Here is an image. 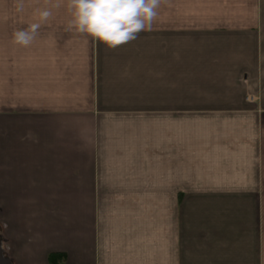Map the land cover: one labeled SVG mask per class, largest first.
<instances>
[{
	"label": "crops",
	"instance_id": "1",
	"mask_svg": "<svg viewBox=\"0 0 264 264\" xmlns=\"http://www.w3.org/2000/svg\"><path fill=\"white\" fill-rule=\"evenodd\" d=\"M20 2L0 0L6 264H264V0H160L117 48L71 0Z\"/></svg>",
	"mask_w": 264,
	"mask_h": 264
},
{
	"label": "clouds",
	"instance_id": "2",
	"mask_svg": "<svg viewBox=\"0 0 264 264\" xmlns=\"http://www.w3.org/2000/svg\"><path fill=\"white\" fill-rule=\"evenodd\" d=\"M160 0H71L74 19L70 27L86 33L109 48H117L150 31L156 19ZM23 11L22 0L17 7ZM39 22L14 33V42L27 47L36 39L41 24L52 15L39 11Z\"/></svg>",
	"mask_w": 264,
	"mask_h": 264
},
{
	"label": "trees",
	"instance_id": "3",
	"mask_svg": "<svg viewBox=\"0 0 264 264\" xmlns=\"http://www.w3.org/2000/svg\"><path fill=\"white\" fill-rule=\"evenodd\" d=\"M64 260L63 254H51L49 256V263L50 264H61Z\"/></svg>",
	"mask_w": 264,
	"mask_h": 264
},
{
	"label": "water",
	"instance_id": "4",
	"mask_svg": "<svg viewBox=\"0 0 264 264\" xmlns=\"http://www.w3.org/2000/svg\"><path fill=\"white\" fill-rule=\"evenodd\" d=\"M0 264H5V259L2 257L1 248H0Z\"/></svg>",
	"mask_w": 264,
	"mask_h": 264
},
{
	"label": "rangeland",
	"instance_id": "5",
	"mask_svg": "<svg viewBox=\"0 0 264 264\" xmlns=\"http://www.w3.org/2000/svg\"><path fill=\"white\" fill-rule=\"evenodd\" d=\"M246 82H247V80L244 81L245 84H246ZM0 248H1V252H2V257L4 258V256H5V254H4V248H2L1 244H0Z\"/></svg>",
	"mask_w": 264,
	"mask_h": 264
}]
</instances>
